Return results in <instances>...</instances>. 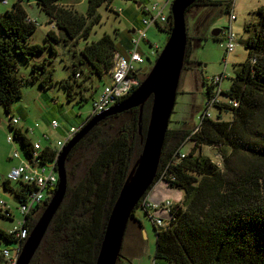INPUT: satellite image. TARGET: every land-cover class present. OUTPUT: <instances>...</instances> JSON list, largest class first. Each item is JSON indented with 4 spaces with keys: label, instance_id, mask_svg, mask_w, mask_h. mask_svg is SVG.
<instances>
[{
    "label": "trees",
    "instance_id": "trees-1",
    "mask_svg": "<svg viewBox=\"0 0 264 264\" xmlns=\"http://www.w3.org/2000/svg\"><path fill=\"white\" fill-rule=\"evenodd\" d=\"M5 1L0 0V4L5 5ZM62 1L35 0L39 9L49 17V23L55 24L65 35L64 42L67 44L69 41L88 39L92 26L101 21L97 15L98 9L103 6L111 9L117 0H86V16L61 6ZM217 7H224L230 13L233 1L199 0L188 12ZM257 17L256 23L245 27L248 35L245 43L247 60L236 72L230 90L226 94L221 93L228 101L213 104L220 114L232 113L233 120L213 121L207 116L201 119L200 126L195 130L183 127L168 130L166 134L155 183L138 207L147 213L151 211L153 220L155 213H169L168 226L154 224L157 229L158 260L171 264H264V7L257 11ZM36 28L23 7V0H16L11 10L0 15V106L8 114L13 103L22 99L25 84L39 82L43 89L52 86V74L48 73L41 79L38 72L46 73V60L37 59L30 79H20L16 73V56L29 61L42 55L45 50V47L29 42ZM164 30L170 35L171 23ZM132 36L130 30L119 32L116 40L105 35L85 46L79 64L89 68L87 77L96 75L109 80L115 55H127ZM48 38L55 43L62 41L61 36L53 32L48 33ZM189 39L188 36L184 71L192 70L191 66L194 65L189 61ZM148 60L151 61V58ZM78 69L75 67L70 79L61 83L71 98H74L71 79L75 81L80 77ZM207 96L206 102H212L215 98L212 87H208ZM83 100L84 95L81 96ZM231 103L237 104V107ZM150 107L151 103L148 102L141 122L139 109L106 118L71 151L66 161L68 186L65 199L31 264H96L113 208L142 154ZM127 117H130V123L122 124L117 129L112 127L113 122ZM17 126H9L10 136L13 141L21 142L25 156L19 159L12 157V160L28 161L33 158L34 146L38 141H31ZM189 142L193 148L182 159L184 154L181 149ZM204 147L214 149L221 164L198 155ZM81 150H87L88 164L83 169L67 166ZM55 156V150L43 149L39 154L40 163L50 164ZM159 182L168 185L169 189L183 191L184 201L179 204L171 202L170 208L167 207L170 200L161 205H151L158 206L157 210L149 208L147 198ZM11 184L7 176L2 186L15 196L20 205L36 191L20 183L21 189L14 190ZM51 199L47 197L40 211L28 217L25 228L29 234ZM6 208V203L5 206L0 205V217L13 221L12 210ZM135 214L130 222L138 221ZM16 236L0 230V264H11L17 257L11 256L7 244L16 243L17 254L23 247L24 241ZM4 251L9 252L8 258L4 256ZM121 257L124 259L122 253Z\"/></svg>",
    "mask_w": 264,
    "mask_h": 264
},
{
    "label": "rangeland",
    "instance_id": "rangeland-1",
    "mask_svg": "<svg viewBox=\"0 0 264 264\" xmlns=\"http://www.w3.org/2000/svg\"><path fill=\"white\" fill-rule=\"evenodd\" d=\"M149 1L153 4H158L160 8L162 7L163 2L161 0ZM214 1H233L232 15L236 19L231 23L230 13H227L224 7L207 10L197 9L188 13L187 28L190 38L189 61L191 64L194 62V65L191 66L192 70L183 71L182 73L169 130H179L183 127H186L190 131L195 130L196 127L200 126L201 119L206 111L213 121L221 120L223 122H231L233 120L232 113L224 112L220 114L219 110L214 106L208 110L206 109L208 87L213 84V80L223 77L224 80L221 82V85L216 87V93L218 94V91L222 90L226 94L230 90L236 72L239 71L240 66L247 60L245 43L248 40V35L245 33V27L257 22V11L264 7V0ZM8 2L9 5L7 6L0 4V15L11 10L16 0H8ZM129 4L134 3L133 1L117 0L112 4L111 9H107L105 6L99 8L97 15L101 17V21L92 26L89 38L80 39L78 42L69 41L66 44L64 42L65 35L60 33L55 24L49 23V17L39 9L35 0H23V7L37 27L36 31L30 36L29 42L33 45L45 47V50L42 55L32 58L29 61L16 56V73L20 79H30L33 65L38 62L37 59L41 61L46 60V73L38 72L41 79L46 77L48 73H51L52 86L43 89L39 82L25 84L22 99L13 103L9 114L0 106V177L2 183L7 179L10 172L20 165V160H12L13 154L18 152L21 157L24 158L25 156L20 141H14L12 145L7 142V137L11 134L8 126L11 118L19 120L17 128L34 130L33 133L25 132L24 130L31 141H41L42 146L49 147L52 150H56L58 142L64 141L67 132L72 128L79 129L84 123V120L88 118L93 101L99 98L101 91L109 81L107 78L100 79L96 75L91 76V78L87 77L89 75V68L79 64L82 60L81 51L85 46L97 42L105 35H109L116 40L119 32L133 27V24L123 14L116 13V11L120 10L126 12V7ZM60 5L66 8H72L80 15H87L88 5L86 0H64ZM169 12L170 8L166 14ZM126 16L130 17L133 23L137 21V26L142 29V15L140 13L137 17L129 14ZM165 26L163 24L153 25L147 30L146 40L141 43L145 64L142 67H137V69L141 68L142 71L144 68L148 67L152 69L154 66L156 59L161 54L169 38L168 31L164 30ZM216 30L221 31L218 40H215L212 36ZM230 30L235 34V40L233 42L235 49L228 55L226 44ZM49 32L61 36L62 41L55 43L50 40L48 38ZM198 39L200 40L198 41ZM150 45L159 47L158 56H151L152 50ZM148 58H151L152 63L149 62ZM75 67H79L80 77L75 81L71 79L74 85L72 92L74 98H71L61 83L70 79ZM147 75L140 72L142 83L147 78ZM82 89L86 90L82 93ZM82 95L85 98L83 101H81ZM217 99L222 103L228 101L226 97L221 95ZM149 102L152 107V101L150 100ZM24 113L27 114V119L23 117ZM53 123L57 124L58 129H53ZM125 123H130V117H127L125 120L113 122L112 127L117 129ZM192 148L193 144L189 142L181 149V153L184 155L188 154ZM199 154L203 158L210 159L213 163L221 164L218 153L214 149L204 147ZM88 160L87 150H81L80 154H76L71 162L69 164L67 163V166L70 168L78 167V169L81 167L83 169L88 164ZM2 183H0V201H3L11 208L14 220L10 221L0 217V230L10 233L18 226L23 217L18 210L20 204L11 192L4 190ZM11 187L14 190L21 189L18 183H12ZM160 191L171 195L169 198L173 200L170 203H174V198L176 197H178V201L176 202L182 203L184 201L185 193L183 191L169 189L168 185L163 182L157 183L150 195L153 192L155 196L161 195ZM152 215V212L147 213L142 208L136 210V216L140 223H142L146 239L144 241L134 240V234L132 237L131 230L132 225L129 224L131 226H128L129 228L125 234L122 247L124 259H121L118 264H154V261H156V264H171L165 260L156 259L157 229L154 227ZM154 219L161 220L166 224L170 222V216L167 211L155 213ZM7 246L11 249V256L15 258L17 256L18 245L16 243H9Z\"/></svg>",
    "mask_w": 264,
    "mask_h": 264
},
{
    "label": "water",
    "instance_id": "water-1",
    "mask_svg": "<svg viewBox=\"0 0 264 264\" xmlns=\"http://www.w3.org/2000/svg\"><path fill=\"white\" fill-rule=\"evenodd\" d=\"M197 1L199 0L174 1L168 20V23L172 25L168 41L152 69L144 68L141 71L142 74H148L144 82L125 101L92 119L62 150L57 163L59 177L57 190L24 243L15 264H31L41 247L65 199L68 186L66 161L75 146L106 118L139 109L141 122L145 105L151 100L150 121L142 154L132 168L113 208L96 264H118L121 260L130 218L136 212L141 200L153 187L157 177L166 134L185 67L188 45L187 14ZM220 34L221 31L216 30L212 36L217 38Z\"/></svg>",
    "mask_w": 264,
    "mask_h": 264
},
{
    "label": "built area",
    "instance_id": "built-area-1",
    "mask_svg": "<svg viewBox=\"0 0 264 264\" xmlns=\"http://www.w3.org/2000/svg\"><path fill=\"white\" fill-rule=\"evenodd\" d=\"M163 2L162 7L158 4H152L150 7H145L143 12L145 16L141 20L142 29L136 30L131 40V48L128 50L127 55H115L114 60V69L109 75V82L103 90L99 98H96L93 101L91 112L88 118L84 121L82 126L79 129L72 128L69 132H67L65 139L63 142L57 143V148L55 150L56 156L53 162L50 164L42 165L39 160V154L42 149V145L40 142L36 143L34 146L35 152L33 153V158L30 160L21 161L19 167L13 169L8 175V180L11 183H20L29 187L35 188V192L30 194L26 199L24 204L19 206V212L23 219L19 222L18 226L15 227L10 234L17 235L18 239L24 241V243L29 238L28 229H26L27 219L33 214L38 213L40 208L46 203V198L50 199L53 197V192L56 191L59 178L57 174V163L60 157L62 150L68 145V143L95 117L103 114L104 112L116 107L127 98H129L132 93L141 85L142 81L140 79L141 68L137 69V67H142L145 64L144 53L141 50V43L146 40V32L153 25H167L168 20L171 16V7L175 0H161ZM5 5H8V0L4 2ZM170 12L166 14L169 10ZM233 10V9H232ZM121 13V11H120ZM236 17L232 15V11L230 12V22L232 23ZM235 34L233 32L228 33V41L226 44L227 54L232 53L235 49L234 42ZM151 56L157 55L159 47L152 46L151 47ZM158 56V55H157ZM216 80V81H215ZM213 80V84L210 87L213 88L214 99L212 102H206V108H210L214 103L219 102L218 96L221 95L222 90L216 93V87L221 85V82L224 80L223 77L220 79ZM235 107L237 104L231 103ZM207 109V110H208ZM208 116V112L206 111L202 118ZM209 117V116H208ZM19 124L18 119H10L9 126L14 125L17 126ZM53 129H58L56 123L52 124ZM31 133L34 130H30ZM9 144H12L13 137L9 136L7 139ZM185 155L181 158L183 159ZM14 159H19L20 155L16 152L13 156ZM0 205H4L2 201H0ZM148 207L152 210H157L158 206H151L148 204ZM167 207H171V203H167ZM11 208H6V210H10ZM168 210V209H167ZM153 220V219H152ZM153 224L157 226L166 227L168 223H164L161 220H153ZM22 246L17 254H20ZM4 256L6 258L9 257V252L4 251ZM17 257L11 261V264H15ZM155 264V261H154Z\"/></svg>",
    "mask_w": 264,
    "mask_h": 264
},
{
    "label": "crops",
    "instance_id": "crops-1",
    "mask_svg": "<svg viewBox=\"0 0 264 264\" xmlns=\"http://www.w3.org/2000/svg\"><path fill=\"white\" fill-rule=\"evenodd\" d=\"M139 1H141V2H139ZM133 3L134 4H129V6L128 7H126V12H123L122 11V13H117V14H123L124 15V17L131 23V24H133V27H129L127 30H125V31H123V32H120V33H124V32H126V31H132V34L134 35V33H135V31L136 30H138V26H137V21H135L134 23H133V21H132V19L130 18V17H128V16H126L127 14H129V15H133L134 17H137V15L140 13L141 15H142V18L145 16V14H144V12H143V10H144V8L145 7H150L153 3H151L149 0H134L133 1ZM136 19V18H135ZM140 29V28H139ZM23 117L25 118V119H27V114H23ZM85 121V120H84ZM9 126V125H8ZM22 132H23V134L24 135H26L25 134V132L26 131H30V130H27V128L26 129H24V128H19ZM24 130H25V132H24ZM8 138V137H7ZM29 138V137H28ZM39 142V141H38ZM41 142V141H40ZM43 147V149H47V148H49V147H44V146H42ZM51 149V148H50ZM163 191H160V193H161V195H154V192L150 195V198H149V196H148V198H147V203L149 204V205H158V204H163V203H165V202H167V201H172L173 199L172 198H169L171 195H169L168 193H162ZM178 199V197H176V198H174V204H178L179 202H176V201H178L177 200ZM179 201H180V198H179ZM149 212H151V211H148V213ZM154 216H155V214H154ZM135 217H136V219L138 220V218H137V216H136V214H135ZM131 225V230H132V237H133V234H134V240H136V241H144V239H146V237H145V232H144V228H143V226H142V223H140V221L138 220L137 222L136 221H131V223H130ZM129 226V227H130ZM128 227V228H129ZM135 244H137V243H135ZM125 262V261H124Z\"/></svg>",
    "mask_w": 264,
    "mask_h": 264
},
{
    "label": "flooded vegetation",
    "instance_id": "flooded-vegetation-1",
    "mask_svg": "<svg viewBox=\"0 0 264 264\" xmlns=\"http://www.w3.org/2000/svg\"><path fill=\"white\" fill-rule=\"evenodd\" d=\"M220 35H221V34H220ZM149 62H151V63H152V61H150V60H149ZM147 68H148V67H147ZM141 77H142V76H141ZM143 77H144V75H143Z\"/></svg>",
    "mask_w": 264,
    "mask_h": 264
}]
</instances>
